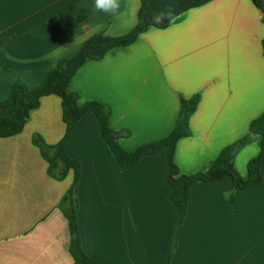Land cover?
I'll return each mask as SVG.
<instances>
[{
	"label": "crops",
	"instance_id": "1",
	"mask_svg": "<svg viewBox=\"0 0 264 264\" xmlns=\"http://www.w3.org/2000/svg\"><path fill=\"white\" fill-rule=\"evenodd\" d=\"M148 2L157 25L86 60L67 89L78 104L109 108V124L123 134L119 143L127 151L168 135L181 98L197 94L173 160L179 173L205 171L264 110V0ZM139 9L140 0H121L112 14L93 11L92 0H0V109L12 107L18 85L30 99L59 60L75 55L92 34L129 32ZM64 128L60 97L50 94L19 133L0 136V264H74L58 208L73 171L61 180L49 175L32 142L39 135L56 143ZM260 142L251 133L234 155L244 179ZM66 151L80 164L78 230L89 257L106 264H264V166L261 180L231 200L230 176L195 182L177 227L165 147L121 167L89 110L71 129Z\"/></svg>",
	"mask_w": 264,
	"mask_h": 264
},
{
	"label": "trees",
	"instance_id": "2",
	"mask_svg": "<svg viewBox=\"0 0 264 264\" xmlns=\"http://www.w3.org/2000/svg\"><path fill=\"white\" fill-rule=\"evenodd\" d=\"M260 7L263 10L262 4ZM262 21L264 23V16ZM150 25H157L155 13L148 0H140L137 22L129 32L118 36H109L102 32L92 34L75 55L59 60L56 68L48 73L45 83L34 91L30 99L26 98L24 87L18 85L12 91V107L0 109V136H11L24 128L30 110L38 106L42 96L54 94L60 97L62 120L65 125L61 139L56 143L48 144L39 135H34L32 142L39 148L41 156L47 161L49 175L61 180L66 177L69 170L73 171L71 184L63 194L58 208L68 223L69 253L74 264H106L89 257L82 247L77 218V188L81 169L79 162L66 151V142L71 129L78 119L89 110L96 115L100 133L106 141L108 152L116 156L121 167L134 164L144 154L155 153L164 147L167 149V182L170 185V199L176 205L179 213L177 227L183 221L188 197L195 182L212 181L219 183L228 175L232 178V187L227 199L231 200L238 189L254 184L262 178L260 170L264 166V110L250 121L248 133L234 143L225 146L207 170L194 174H182L179 173L173 160V154L177 141L189 133L188 120L198 105L199 96L197 94L181 98L178 117L168 135L152 143L139 146L133 151H127L119 143V138L123 134L113 129L109 124V108L97 101L78 104L76 93L68 91L67 86L70 79L86 60L99 59L113 47L131 44ZM262 53L264 56V37L262 39ZM251 133L261 136L260 150L255 157L248 161V176L244 179L234 168L233 159L237 150L249 140Z\"/></svg>",
	"mask_w": 264,
	"mask_h": 264
},
{
	"label": "clouds",
	"instance_id": "3",
	"mask_svg": "<svg viewBox=\"0 0 264 264\" xmlns=\"http://www.w3.org/2000/svg\"><path fill=\"white\" fill-rule=\"evenodd\" d=\"M121 8V0H92V9L97 13L112 14Z\"/></svg>",
	"mask_w": 264,
	"mask_h": 264
}]
</instances>
